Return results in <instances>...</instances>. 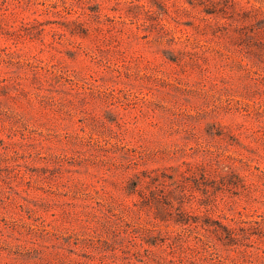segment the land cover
I'll return each mask as SVG.
<instances>
[{
    "label": "rangeland",
    "instance_id": "rangeland-1",
    "mask_svg": "<svg viewBox=\"0 0 264 264\" xmlns=\"http://www.w3.org/2000/svg\"><path fill=\"white\" fill-rule=\"evenodd\" d=\"M197 1L0 0V264H264V0Z\"/></svg>",
    "mask_w": 264,
    "mask_h": 264
},
{
    "label": "trees",
    "instance_id": "trees-1",
    "mask_svg": "<svg viewBox=\"0 0 264 264\" xmlns=\"http://www.w3.org/2000/svg\"><path fill=\"white\" fill-rule=\"evenodd\" d=\"M225 1V4L223 3V5L221 4V1L220 0H199L197 1V4L198 5H202L203 6V10L206 12V13H212L214 12L216 9L217 6H219L221 4L220 7H223V6H227V1L228 0H224ZM192 2V1H190ZM193 3V2H192ZM206 230L208 231H213L215 232L217 229L216 228H206ZM233 231L232 230H227V235L226 237L228 238L227 239V243H233L234 242V237H233Z\"/></svg>",
    "mask_w": 264,
    "mask_h": 264
}]
</instances>
